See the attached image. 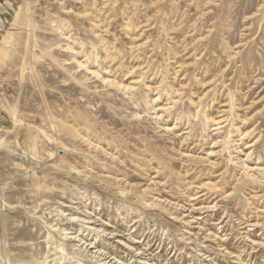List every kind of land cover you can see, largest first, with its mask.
Listing matches in <instances>:
<instances>
[{"label": "rangeland", "instance_id": "obj_1", "mask_svg": "<svg viewBox=\"0 0 264 264\" xmlns=\"http://www.w3.org/2000/svg\"><path fill=\"white\" fill-rule=\"evenodd\" d=\"M0 264H264V0H0Z\"/></svg>", "mask_w": 264, "mask_h": 264}]
</instances>
